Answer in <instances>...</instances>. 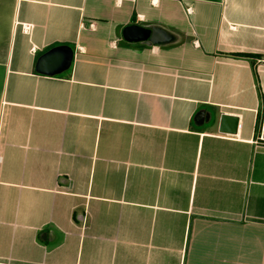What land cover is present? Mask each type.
<instances>
[{
    "label": "crops",
    "instance_id": "1",
    "mask_svg": "<svg viewBox=\"0 0 264 264\" xmlns=\"http://www.w3.org/2000/svg\"><path fill=\"white\" fill-rule=\"evenodd\" d=\"M0 264H264V0H0Z\"/></svg>",
    "mask_w": 264,
    "mask_h": 264
},
{
    "label": "water",
    "instance_id": "2",
    "mask_svg": "<svg viewBox=\"0 0 264 264\" xmlns=\"http://www.w3.org/2000/svg\"><path fill=\"white\" fill-rule=\"evenodd\" d=\"M122 40L126 43H143L147 42L151 36L152 31L150 29L143 28L138 25L127 26L122 30ZM238 127V119L235 117L221 116L219 122L218 131L220 134L236 135Z\"/></svg>",
    "mask_w": 264,
    "mask_h": 264
},
{
    "label": "built area",
    "instance_id": "3",
    "mask_svg": "<svg viewBox=\"0 0 264 264\" xmlns=\"http://www.w3.org/2000/svg\"><path fill=\"white\" fill-rule=\"evenodd\" d=\"M27 30V29H26Z\"/></svg>",
    "mask_w": 264,
    "mask_h": 264
}]
</instances>
